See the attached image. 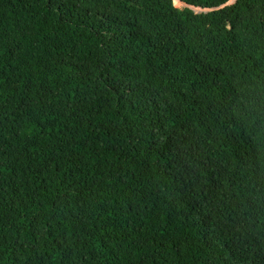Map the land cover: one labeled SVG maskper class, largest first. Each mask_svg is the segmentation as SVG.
Returning <instances> with one entry per match:
<instances>
[{
  "label": "trees",
  "instance_id": "16d2710c",
  "mask_svg": "<svg viewBox=\"0 0 264 264\" xmlns=\"http://www.w3.org/2000/svg\"><path fill=\"white\" fill-rule=\"evenodd\" d=\"M180 1L0 0V264H264V0Z\"/></svg>",
  "mask_w": 264,
  "mask_h": 264
},
{
  "label": "water",
  "instance_id": "95a60500",
  "mask_svg": "<svg viewBox=\"0 0 264 264\" xmlns=\"http://www.w3.org/2000/svg\"><path fill=\"white\" fill-rule=\"evenodd\" d=\"M177 1L181 2L183 5H187L183 1H180V0H177ZM229 2H231V0H228L226 3H229ZM188 6L196 11H202V12H206L214 8V7H201V6H195V5H188Z\"/></svg>",
  "mask_w": 264,
  "mask_h": 264
},
{
  "label": "rangeland",
  "instance_id": "374dc122",
  "mask_svg": "<svg viewBox=\"0 0 264 264\" xmlns=\"http://www.w3.org/2000/svg\"><path fill=\"white\" fill-rule=\"evenodd\" d=\"M176 5H180V3H176Z\"/></svg>",
  "mask_w": 264,
  "mask_h": 264
}]
</instances>
